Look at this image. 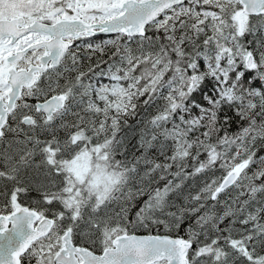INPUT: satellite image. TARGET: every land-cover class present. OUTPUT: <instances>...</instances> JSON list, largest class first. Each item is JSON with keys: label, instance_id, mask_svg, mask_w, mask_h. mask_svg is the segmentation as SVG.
<instances>
[{"label": "snow or ice", "instance_id": "1", "mask_svg": "<svg viewBox=\"0 0 264 264\" xmlns=\"http://www.w3.org/2000/svg\"><path fill=\"white\" fill-rule=\"evenodd\" d=\"M0 264H264V0H0Z\"/></svg>", "mask_w": 264, "mask_h": 264}, {"label": "trees", "instance_id": "2", "mask_svg": "<svg viewBox=\"0 0 264 264\" xmlns=\"http://www.w3.org/2000/svg\"><path fill=\"white\" fill-rule=\"evenodd\" d=\"M149 34H151V33H149ZM97 39H99V37L97 38ZM105 59H107V57H105ZM95 62V58H94V60H93V63ZM87 61H85V66H87ZM131 124H133V125H135L136 124V118H132V119H130V121H129ZM125 131H128L127 129H125ZM129 135L130 136H133L134 137V134L133 133H131V132H129ZM135 142V138H133V143Z\"/></svg>", "mask_w": 264, "mask_h": 264}]
</instances>
